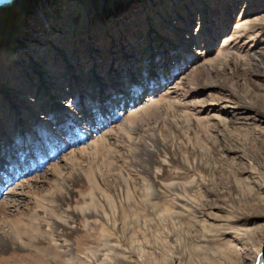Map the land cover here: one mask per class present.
I'll return each instance as SVG.
<instances>
[{"label": "rangeland", "instance_id": "obj_1", "mask_svg": "<svg viewBox=\"0 0 264 264\" xmlns=\"http://www.w3.org/2000/svg\"><path fill=\"white\" fill-rule=\"evenodd\" d=\"M4 233L0 264H258L264 0L1 5Z\"/></svg>", "mask_w": 264, "mask_h": 264}, {"label": "bare ground", "instance_id": "obj_2", "mask_svg": "<svg viewBox=\"0 0 264 264\" xmlns=\"http://www.w3.org/2000/svg\"><path fill=\"white\" fill-rule=\"evenodd\" d=\"M10 1H12V0H0V6L3 5V4H5V3H8ZM260 61H261V59H260ZM128 129H129V127H128ZM94 145H96V143ZM58 168L59 167L57 166L55 169L54 168L53 169H54L55 172L59 173L60 172V169H58ZM10 242L13 244V246L17 244L16 245V248L19 249V250H21L22 247H23L22 246L23 245V242L17 236H16V238H14V239L11 240L10 236L7 233H4V235H2V237L0 236V255H1V252H5V250H7L8 246H6V245L9 244ZM19 258H20L19 256H16V255L14 256V254H13V255L10 256V260H6V258H5V260L6 261H11L12 260L15 263L19 264ZM21 259H23V258L21 257ZM25 259H26V257H25ZM35 263H36V261H35ZM258 264H264V253L261 254L260 261H259Z\"/></svg>", "mask_w": 264, "mask_h": 264}]
</instances>
